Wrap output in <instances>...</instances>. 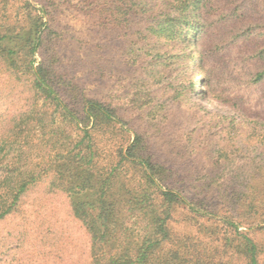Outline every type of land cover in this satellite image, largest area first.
Wrapping results in <instances>:
<instances>
[{"label": "rangeland", "instance_id": "rangeland-1", "mask_svg": "<svg viewBox=\"0 0 264 264\" xmlns=\"http://www.w3.org/2000/svg\"><path fill=\"white\" fill-rule=\"evenodd\" d=\"M30 1L47 10L44 21L55 30L36 64L48 60L63 75L57 78L72 105L98 99L129 123L130 132L98 136L103 165L138 131L146 140L143 153L163 167L174 188L194 202L212 203L214 217L173 205L167 248L246 264L221 221L232 218L261 245L264 264V207L246 206L264 204L258 172L253 181H260L247 194L253 182L247 173L264 160V77L256 80L264 72V0ZM23 2L0 0L1 28L24 25ZM169 16H176L171 31H154ZM18 73L0 62V144L28 141L26 164L42 176L0 220V264H94L89 231L67 193L49 184L56 153L50 140L60 117L29 75ZM6 162L0 155V175ZM126 224L128 235L138 237L139 222L131 217Z\"/></svg>", "mask_w": 264, "mask_h": 264}, {"label": "trees", "instance_id": "trees-1", "mask_svg": "<svg viewBox=\"0 0 264 264\" xmlns=\"http://www.w3.org/2000/svg\"><path fill=\"white\" fill-rule=\"evenodd\" d=\"M22 8L23 26L16 30L10 25L0 26V62L19 72V77L29 75L26 79L32 88L55 107L60 117L58 132L50 140L56 153L49 184L67 193L75 216L89 231L93 263L228 264L223 260L213 262L208 255H200L201 252H193L195 257L189 256L192 252L186 248H167L172 238L169 220L173 205L182 204L197 216L214 217L217 213L212 203L194 202L174 188L163 175V167L143 153L146 140L138 131L125 151L124 144L120 145L115 160L103 165L104 149L98 136L130 132L128 121L110 103L84 98L79 108L66 100L62 88L65 84L57 78L63 75L55 72L48 60L36 64L35 56L42 53L50 37L55 35L53 26L44 21L47 10L38 8L30 0H24ZM175 20L176 16H169L157 22L154 31L169 33V26L174 27ZM194 31L190 30L189 34ZM263 77L264 72H260L256 80ZM27 143L16 137L1 141L0 155L7 162L0 175V220L16 211L22 196L42 176V171L32 170L26 164ZM134 171L140 174L139 181ZM255 172L264 180V160L253 172L247 173L249 183L257 180ZM259 181L249 184L248 195L253 194ZM259 204L264 207L262 202H250L246 206L258 211ZM131 217L139 222L138 237L127 233L126 222ZM221 221L232 232V240H237V252L245 257L246 264H261V245L247 232H241L232 218ZM124 238L129 240V245H124Z\"/></svg>", "mask_w": 264, "mask_h": 264}]
</instances>
